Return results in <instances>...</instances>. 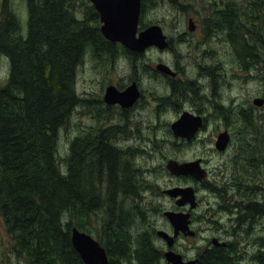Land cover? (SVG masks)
Segmentation results:
<instances>
[{"label": "trees", "instance_id": "1", "mask_svg": "<svg viewBox=\"0 0 264 264\" xmlns=\"http://www.w3.org/2000/svg\"><path fill=\"white\" fill-rule=\"evenodd\" d=\"M26 9L25 36L8 0L0 12V57L8 60L0 84V217L11 253L24 264H83L71 229L91 234V218L103 212L94 239L109 264H160L152 233L134 231L135 220L148 226L151 212L138 209L135 198L152 188L144 182L138 191L130 165L119 169L117 151L101 142L98 150L81 148L88 141L74 138L64 172L57 160L59 131L82 102L75 84L85 56L137 54L103 38L98 15L85 0H26ZM195 264H221V257L203 254Z\"/></svg>", "mask_w": 264, "mask_h": 264}, {"label": "rangeland", "instance_id": "2", "mask_svg": "<svg viewBox=\"0 0 264 264\" xmlns=\"http://www.w3.org/2000/svg\"><path fill=\"white\" fill-rule=\"evenodd\" d=\"M232 1L242 5L246 17H248L249 11L245 5L249 2H254L257 5V13L255 12L258 17L257 27L250 29L248 24H243L246 29H250L249 31L254 34L252 42L255 46L256 66L250 63L246 68L242 66L241 56L248 51L249 40L243 42L238 49L241 53L238 56L240 61L237 60L233 50L228 45H219L214 41L194 48L202 40L200 32L203 30V24L200 21L197 22L199 26L197 33L194 36H187L192 38V45L179 43L177 41L178 34L187 32V16L177 15V6L171 4L169 0H153L152 4L145 7L139 26L141 28L150 25L160 26L164 33L173 39V46L170 51H159L151 47L141 55L139 54L134 61H131L122 50H119L118 58L114 64L106 58L94 60L90 56H85L82 65L77 69L75 91L79 97L87 101L90 99L101 100L105 83L109 80L117 81L120 84H126L130 80L139 83L143 101L136 113L132 114L129 119V128L134 129V133H121L112 138L111 142L116 145L120 141L118 146L122 149L126 148L128 143H130L129 147H140V152H129L128 155L120 159L119 169L124 171L125 165L128 163L132 170L130 172L132 177L135 180H143L152 188L142 193L140 201L141 206L151 211L148 226L137 223V228L134 231L151 232L154 246L161 254H164L167 249L165 244L156 237L155 231L163 230L171 234V227L161 214L165 210H173L174 205L172 200L160 191L175 186H191L187 178H177L168 173L165 168L168 160L183 163L202 159L203 168L208 171L206 180L208 187L219 191L226 184H238L228 192L236 191L239 195L244 194L246 197H241V200H248L255 194L251 200L259 201L264 196L262 191L253 189L255 186L264 188V105L262 108L251 105L254 110L253 117H249L252 121L249 129H246L244 120H242L243 123H240L238 113L234 111L233 107L237 106L236 110L238 108L244 110L248 108L246 105L253 104V99H264V0ZM2 2L3 0H0V12ZM176 2L182 6L194 8V12L199 13V15L193 17L198 20L205 19L210 15L209 10H212L213 4V0H176ZM214 2L216 4L213 6L217 7L218 0H214ZM8 4L19 21L21 34L25 36L27 31L26 0H8ZM77 17H81L79 12H77ZM242 35L244 36L243 32ZM119 46L123 48L121 45ZM157 63H163L174 70L176 68L182 69L183 74H180L175 82H192L191 86L196 95H204L205 98L211 97L212 99L210 102L208 99L204 103L198 99L178 102L181 105L180 109L197 114L200 111L208 119V124L203 131L199 132L198 139L192 145H187L176 139L170 130V124L176 120L180 112H175L170 108L164 111L157 110L158 98L160 96L166 97L170 93L169 87L165 86V79L154 72ZM251 65L257 67L256 77H251L250 70L252 67L249 69ZM207 70L215 75V80L212 79L213 75L208 79L205 76H200ZM7 75L8 60L0 57V84L6 81ZM208 82L213 88L209 86ZM214 90L220 95L215 94L213 96ZM251 96L254 97L251 98ZM218 104L224 106L219 114L214 112V107ZM106 117H108L106 113L101 115L102 120ZM120 117L115 115L110 123L117 121ZM93 121H95V113H92V105L89 104L76 108L69 122L60 129L57 142V160L61 171L64 172L65 170L69 143L77 136L93 134L97 129L91 128ZM133 123H135L134 127ZM125 127L128 128V124ZM227 127L232 133L231 147L224 154H218L217 151L214 152L213 143L215 138ZM238 129L239 134L237 135ZM121 131L122 129L118 133ZM242 133L244 138L240 139ZM236 139L241 145L238 141L236 142ZM238 145L243 147L242 152L240 149L237 150ZM250 162H252V166H250ZM193 186L197 189L198 195L199 208L196 210V215L201 217L195 223L199 237L195 240L181 238L177 241L174 250L183 256L184 260L195 258L198 249L208 244L209 238H219L217 233L218 222L221 220V224H223L222 214L219 211H221V207L226 205V200L223 199L218 206V197L223 195L222 191H220L221 195L219 196L212 193L213 191L200 188L196 184ZM123 198L124 196H121V199ZM128 202L132 203V200L129 199ZM242 205L245 206L243 203ZM103 219V212H98L91 218L92 233L90 235L95 239L100 234ZM260 224L264 225V220L258 223V225ZM10 247V238L5 233L0 217V264H24L11 253ZM160 264L168 263L163 257Z\"/></svg>", "mask_w": 264, "mask_h": 264}, {"label": "flooded vegetation", "instance_id": "3", "mask_svg": "<svg viewBox=\"0 0 264 264\" xmlns=\"http://www.w3.org/2000/svg\"><path fill=\"white\" fill-rule=\"evenodd\" d=\"M152 1L153 0H140L141 15H142L145 7H147L148 4H152L151 3ZM169 1H171V4H175L177 6V9H176L177 15L181 14L183 16H187V18H186L187 32H185V34H181V35L178 34L177 41L179 43L187 44L190 46L192 45V43H193L191 40L192 38H189L187 36H189V35L194 36L197 33V31L199 29L197 22L200 21L203 24V30L200 32L202 40L199 41L194 46V48H198L199 45H205L208 42L211 43L212 41H214L215 43H217L219 45L220 44L221 45H228L233 50V53H234L235 57L237 58V60L240 61V58L238 56L241 55V53L239 52L238 49L241 47V44L243 42H246L247 40H249L250 44L248 45V51L244 52L243 55L241 56L242 61H243L242 66H244L246 68V66L249 65V63L254 64L255 66L257 65L256 53L254 52L255 46L253 45V42H252L253 38H254V34L249 31L250 29L257 27L258 17L255 15V12L257 13L256 3H254V2L250 3L249 2L245 5L247 10L249 11L248 17H246V12L242 9V5H240L239 3H237V2L234 3V1H232V0H229L227 2L225 0H218L219 4H218V6H217L218 8H217V7L213 6V4H216L213 0L212 7L210 6L212 8V10H209L210 15H208L205 19L198 20L197 18H194V17L198 16L199 13L194 12V10H193L194 8H192L191 6H182L181 4L177 3L176 0H169ZM89 4L93 8L95 13L98 15V18H99L98 25L100 27L101 22H100L99 13L97 12L96 8L90 2H89ZM189 14H191L192 16ZM140 19H141V16H140ZM243 24L244 25L248 24L250 26V29L249 30L246 29V27ZM139 25H140V21H139ZM147 27H145V28H147ZM145 28H141L139 26V30H143ZM161 30H162L163 35L165 36V43L167 44V46L162 50H159V49H157V50L168 52L171 50V48L173 46V39H172V37L165 34L162 28H161ZM242 32H243L244 36L242 35ZM252 35H253V37H252ZM133 54H135V53H133ZM138 56L139 55H135V57H128V59H130L131 61H134V59ZM105 58L109 59L112 62V64H114V62L118 58V56H116V57L115 56L114 57H99L95 60H102ZM160 64H163V63H157L156 64V66L154 68V72L155 73L157 72L158 76L165 79L164 80L165 86L169 87L170 93L166 97L160 96L158 98L157 110L161 109L162 111H164L167 108H170V109L174 110L175 112H180V115L176 118V120L179 119V117L184 112H188L194 116H200L202 118L203 128L199 129V131L189 141L185 138H179V137H176L173 135L179 141H182L187 145L188 144L192 145L198 139L199 132L203 131L205 126L208 124V119L206 117H204V115L202 113H200L199 110H198L199 112L197 114V113H192V112L180 109L181 105H179L178 102L193 101V99H198V100H201V103H204L206 100L209 99V102H210L212 99H211V97L205 98L204 95H201V96L196 95L195 92H193V89L191 86L192 82H190V83H184V81L175 82L179 78L180 74H183L182 69L176 68L174 70V69H171L170 67H168L167 65L163 64L169 68L170 72L162 73V72L156 70V67ZM251 67H252V69H251ZM249 69H251L250 70L251 71V77H256L257 67H254L253 65H251V66H249ZM252 73H254V74H252ZM201 75L207 77V79H208V77L213 75L212 79L215 80V75L212 72H210L209 70H207L206 73L200 74V76ZM217 76H219V75H217ZM208 83H209V86L212 87L210 82H208ZM132 84L136 85L138 92H139V97L133 103V105L131 107L125 108L119 104H107L105 102L104 97H105L106 89L108 87L113 86V87H115V89L117 91L122 92ZM189 94H193V95H189ZM215 94L220 95L217 92L215 93V90H214V92H212V95L215 96ZM252 97H254V96H251V98ZM79 98L82 102L76 108L88 106L89 104H91L92 105V113H95V121H93L91 128H97L93 134H86L84 136H77L76 137L80 141L81 140L88 141L86 145H81V148L93 146V149L98 150L97 148L99 146V143L101 142L105 146H107L108 148H110V149L113 148L114 150H116L120 159H122L123 156L128 155L129 152H133V151L140 152V147H129L130 143L127 144L126 148L122 149L120 146H118L120 141H118L116 145L113 142H111L112 138H115L116 135H119L121 133H125V132H127L128 134L134 133V129L131 130L129 128L130 127L129 119L132 117V114L136 113L137 108L140 106V104L143 101L142 90L140 89L139 83L137 81L130 80L126 84H120L117 81L109 80L105 83V87L103 90V96H102L101 100L90 99L89 101H87L86 99H84L82 97H79ZM253 101H254V99H253ZM251 105H253L257 108H262V107H258L256 105H254V104H249V105H246L248 107L247 109L242 110L241 108H238L236 110L237 106H233L234 111L238 113V118L240 120V123H243L242 122V120L244 119L243 113H245V116H247L248 118L253 117L254 108H252ZM223 108H224V106L222 104H218L216 107H214V112L219 114V112H221ZM103 113L108 114V117H106L105 119L102 120L101 115ZM115 115L121 116L120 117L121 120L118 119L117 121L110 123V121L113 120V117ZM223 120L225 121V118H223ZM249 120H250V118H249ZM227 123H228V121H227ZM126 124H128V128L125 127ZM134 124L135 123H133V127H134ZM171 124L169 126L170 130H171ZM250 127H251V125H250ZM250 127H248V129ZM120 129H122V131L120 133H118V131ZM224 132H227L229 135V143L222 152H219L215 148V142L217 139V138H215L214 143H213L214 149H215L214 152L217 151L216 153H218V154H224L231 147L232 133L229 131L228 127L225 128ZM238 134H239V129L237 130V135ZM241 138H244L243 133L241 134L240 139ZM238 139H236V142L238 141L239 145H241ZM239 145L237 147V150L240 149V151L242 152L243 147L239 146ZM102 150H105V149L103 148ZM196 160L200 161V166L206 172L205 179H203L201 181H197L190 176L177 177V178H187L189 180V182L191 183L190 187L193 188L195 196H196V202H197L196 207L191 209V210L189 209V205H186L184 207L179 208L175 204L176 200L169 198L170 200H172L174 207L172 208L173 210H165V211L188 213L189 214V229L193 233V235L189 236V237H184L180 233L177 236V238L174 240V245H173L172 250L175 253H177V251H175L174 248L177 244V241H179L181 238H187L188 240H195L196 238L199 237V234L197 231L198 229L195 227V223L199 219H201L200 216L196 215V212H197L196 210H198V208H199L198 199H197V196H198L197 195V189L194 188V186H193L194 184H196L197 186H200V188L203 187L207 190L213 191L212 193L217 194L219 196L221 195L220 191H222L223 195L218 197L219 198L218 206H219L220 202L223 201V199L226 200V205L221 207V208L219 207L221 210L219 212L222 214V218H223V224H221V220L218 222L219 229L217 230V233L219 235V238H215V237L209 238L208 244H206L204 247L198 249V253L196 254V257L192 259V261H195V263H196L198 256L203 255V254L212 253V252H217L219 254V256L221 257V264H264V225H262V224L258 225V223L260 221L264 220V196L259 201L256 199L251 200V198H253L255 194L253 195V197H251L248 200H241V197H243V198L246 197L244 194L239 195L236 193V191H234L232 193L228 192L229 190H231L234 186H237L238 184H234V185L233 184H226L222 187V190H219V191H216V190L208 187L206 184L208 171L205 168H203L204 163H203L202 159H196ZM196 160H193V161H196ZM188 162H190V161H188ZM143 183H144L143 180H136L135 186H136V188H138V191H139V189L143 188L142 187ZM175 187H177V186H175ZM178 187H181V186H178ZM239 187H241V186L239 185ZM253 189L255 191H257V190L262 191V193L264 195V188L262 186H255ZM164 190H166V189H164ZM164 190H161L160 192L163 194ZM144 191H147V190L142 189L140 195L135 198L134 203L137 204V206L139 207L138 209H145L144 206L140 205V201L142 198L141 195ZM238 198H239V200H236ZM237 202H239V203H237ZM242 203L245 206H243ZM165 211H163L161 215L167 221V219L163 216V213ZM149 213L146 214V223L147 222L149 223V219H150ZM155 213H157V212H155ZM135 221H136V224L137 223L141 224L140 221H138V220H135ZM156 231H155V233H156ZM171 234H173L172 228H171ZM177 254H179V253H177ZM161 255L163 256V254H161ZM182 258H183V256H182ZM184 261L187 262L190 260H184Z\"/></svg>", "mask_w": 264, "mask_h": 264}, {"label": "water", "instance_id": "4", "mask_svg": "<svg viewBox=\"0 0 264 264\" xmlns=\"http://www.w3.org/2000/svg\"><path fill=\"white\" fill-rule=\"evenodd\" d=\"M90 2L99 13L100 32L105 40L113 44L121 45L125 50L141 55L147 49L154 47L162 50L167 44L162 30L157 25H150L139 30L141 16L140 0H86ZM162 73L170 72L163 64L156 67ZM139 97L135 84L130 85L124 91L119 92L115 87L106 89L104 100L107 104H119L125 108L131 107ZM253 104L262 107L264 100L256 98ZM203 128L202 118L184 112L179 119L171 124L172 134L188 141ZM229 143V135L222 132L217 136L215 148L222 152ZM168 173L174 177L190 176L197 181L205 179L206 172L200 166V161L179 163L175 160H168L165 166ZM170 199H175L177 207L189 205V209L196 207V196L190 186L171 187L163 191ZM163 216L167 219L173 234L163 230L156 231V237L165 243L167 251L163 254L168 264H195V261L185 262L181 255L175 253L172 248L174 240L181 233L184 237L192 236L189 229V214L185 212L165 211ZM70 242L73 249L79 255L83 264H109L105 249L90 234L71 229Z\"/></svg>", "mask_w": 264, "mask_h": 264}]
</instances>
